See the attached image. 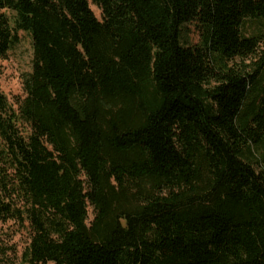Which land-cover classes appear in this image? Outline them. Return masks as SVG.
I'll list each match as a JSON object with an SVG mask.
<instances>
[{"label":"trees","instance_id":"1","mask_svg":"<svg viewBox=\"0 0 264 264\" xmlns=\"http://www.w3.org/2000/svg\"><path fill=\"white\" fill-rule=\"evenodd\" d=\"M19 31L0 264H264V0H0Z\"/></svg>","mask_w":264,"mask_h":264},{"label":"rangeland","instance_id":"2","mask_svg":"<svg viewBox=\"0 0 264 264\" xmlns=\"http://www.w3.org/2000/svg\"><path fill=\"white\" fill-rule=\"evenodd\" d=\"M93 13L101 19L100 10L90 5ZM19 41L11 47L5 56L0 58V91L10 102L17 97H23V80L31 70L33 56L31 36L26 31L18 32ZM183 37L191 43L198 41V34L194 24H186L183 28ZM93 216L92 207H88V221ZM0 233L8 245H13L18 255L25 247L28 237L24 229L17 228L12 222L0 224Z\"/></svg>","mask_w":264,"mask_h":264}]
</instances>
